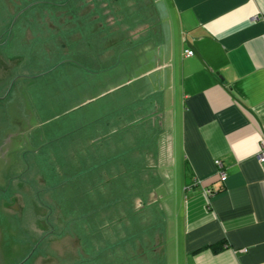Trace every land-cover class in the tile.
<instances>
[{
    "label": "crops",
    "instance_id": "1",
    "mask_svg": "<svg viewBox=\"0 0 264 264\" xmlns=\"http://www.w3.org/2000/svg\"><path fill=\"white\" fill-rule=\"evenodd\" d=\"M36 1L0 0L7 262L264 264V0Z\"/></svg>",
    "mask_w": 264,
    "mask_h": 264
},
{
    "label": "rangeland",
    "instance_id": "2",
    "mask_svg": "<svg viewBox=\"0 0 264 264\" xmlns=\"http://www.w3.org/2000/svg\"><path fill=\"white\" fill-rule=\"evenodd\" d=\"M32 1L38 2L36 0H32ZM51 3L57 4V2H51ZM26 4H29V3H26ZM48 7H50V6H48ZM38 8L39 7H34L33 9L30 10L31 12L30 11L27 12V14H26L27 18L31 15V13L36 12L35 10ZM7 17H8V12H7V9L5 8V3L2 2V5H0V20L7 22V20H8ZM10 28H11V24L7 26V29H10ZM0 40H1V37H0ZM3 40L6 42L8 40V38H3L0 41V50L7 53V45L2 44V42L4 43ZM72 53L74 54L73 51H72ZM75 56H77L74 58V60L76 62H79L80 65H85V57H84L83 51L79 50L77 52V54H75ZM1 59H2V57L0 55V82L4 84V86L2 87V91H5L6 89H4V88L7 85L6 82L9 80L7 78V75H9L8 74L9 68H8V62L3 61V59L2 60ZM23 59H24V61L21 63L19 62L20 64L15 63V61L11 62V66H13V69L15 70L16 73L22 72V75H24L23 77H26V78L30 77L31 80H50L51 79L50 73H48V71L51 70V68L54 66L53 62H54L55 58L53 55L50 58H46V60H42V58H39V59H37L38 62L36 61V59L32 60V58H28V57H27V59L26 58H23ZM11 61H13V59H11ZM43 74H45V75H43ZM3 103H5V102L0 101V106ZM21 153L22 152H20V155H21ZM25 154L27 156L28 151L25 150ZM2 181L7 182V179L3 178ZM3 227L5 229V225H3ZM3 227H2V229H3ZM0 237H1V233H0ZM0 253H1V259L4 260L3 264H10L9 262H7L9 260L6 259L7 258L6 257L7 249L5 247V242L4 241L2 242L1 240H0ZM22 260H23V258H21L19 260L17 258L13 259L14 263H12V264H18V263L20 264V262ZM28 262L29 261L25 262L24 264H28Z\"/></svg>",
    "mask_w": 264,
    "mask_h": 264
},
{
    "label": "built area",
    "instance_id": "3",
    "mask_svg": "<svg viewBox=\"0 0 264 264\" xmlns=\"http://www.w3.org/2000/svg\"><path fill=\"white\" fill-rule=\"evenodd\" d=\"M193 55H194L193 51L190 50V49H186L184 51V57H186V58L192 57ZM257 157H258V159L261 162L264 161V134L259 137V154L257 155ZM215 166L217 168V174H218L220 180L224 181L225 178H226V174L223 171V167H222L221 162L220 161H216L215 162ZM194 185H201V180H195L194 181ZM205 194L208 195V196H211V195H213V192L211 190L207 189L205 191Z\"/></svg>",
    "mask_w": 264,
    "mask_h": 264
},
{
    "label": "flooded vegetation",
    "instance_id": "4",
    "mask_svg": "<svg viewBox=\"0 0 264 264\" xmlns=\"http://www.w3.org/2000/svg\"><path fill=\"white\" fill-rule=\"evenodd\" d=\"M8 32L3 36V38H6ZM4 260L1 259L0 264H3Z\"/></svg>",
    "mask_w": 264,
    "mask_h": 264
},
{
    "label": "water",
    "instance_id": "5",
    "mask_svg": "<svg viewBox=\"0 0 264 264\" xmlns=\"http://www.w3.org/2000/svg\"><path fill=\"white\" fill-rule=\"evenodd\" d=\"M0 261H1V253H0ZM20 264H22V263H20Z\"/></svg>",
    "mask_w": 264,
    "mask_h": 264
}]
</instances>
